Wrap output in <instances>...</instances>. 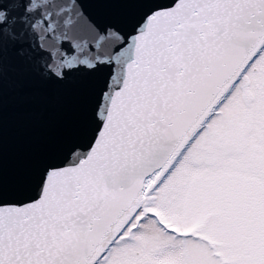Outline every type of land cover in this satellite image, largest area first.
<instances>
[{"label": "snow or ice", "instance_id": "6c2138e0", "mask_svg": "<svg viewBox=\"0 0 264 264\" xmlns=\"http://www.w3.org/2000/svg\"><path fill=\"white\" fill-rule=\"evenodd\" d=\"M0 264H264V0H0Z\"/></svg>", "mask_w": 264, "mask_h": 264}]
</instances>
